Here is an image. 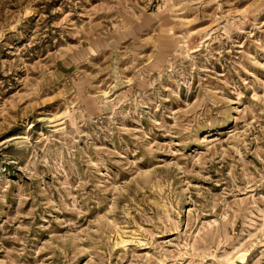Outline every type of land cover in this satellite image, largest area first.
I'll list each match as a JSON object with an SVG mask.
<instances>
[{
    "label": "rangeland",
    "instance_id": "obj_1",
    "mask_svg": "<svg viewBox=\"0 0 264 264\" xmlns=\"http://www.w3.org/2000/svg\"><path fill=\"white\" fill-rule=\"evenodd\" d=\"M0 264H264V0H0Z\"/></svg>",
    "mask_w": 264,
    "mask_h": 264
}]
</instances>
